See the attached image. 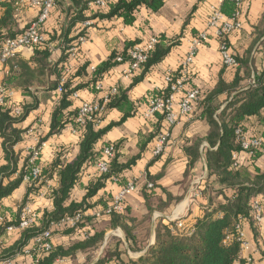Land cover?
<instances>
[{"label":"crops","instance_id":"obj_1","mask_svg":"<svg viewBox=\"0 0 264 264\" xmlns=\"http://www.w3.org/2000/svg\"><path fill=\"white\" fill-rule=\"evenodd\" d=\"M10 0H0V5ZM30 1V0H22ZM118 1V0H113ZM223 0H166L164 7L157 13L141 8L137 14L136 23L133 26L124 25L122 20L111 19L90 20V26L84 28V23H78L72 30L70 38L78 36L85 29L86 43H84L72 65L80 68L88 65L87 72L91 74L96 69L106 63L112 54L118 56L124 55L135 42L141 43L147 41L150 37H165L166 41L171 45L178 42L172 47L168 56L159 64L150 68L145 74L144 69L133 74L129 73L130 65L128 62L117 64L108 72L104 73L100 82V90H89L85 88L78 92V98L74 100L73 109H78L83 102L102 101L108 93L113 89H119L121 92H127L128 106H125L127 112L131 111L132 116L121 125L114 126L96 145L99 151L109 144H116L119 147V162L126 164L137 159L135 165L121 177L123 183L138 182L139 190L127 198L126 208H128V217L132 221H128L127 225L132 228L133 234L139 243L146 244V248L139 253H132L129 249L127 239H123V244L128 249V257L131 260H137L142 257L149 246L154 244L156 228L159 219L165 222H175L180 219L194 218L199 214V210L208 206L210 191L218 190L221 187L216 182L215 177L209 179V170L206 161L207 150L210 146L207 137L210 133L208 122L202 118L203 110L199 108L189 116H182L178 123L170 130V138L165 152L155 157L153 151L157 142L158 129L165 127V122L159 123L156 117H146L148 101L151 94H157L166 91L168 84L166 76L169 73H177L181 69L184 59L191 51L192 43L201 34L207 35L205 42L196 52L194 63L190 67V85L201 93V101H203L210 93H212L220 79L226 83H231L234 79L235 68L225 67L220 53V43L216 37L215 30L209 27V16L212 13V7L221 9L225 3ZM69 10V11H68ZM74 6L71 2L65 1L63 7H56L50 19L44 26V32L50 39L56 36L55 40L49 45L52 51L50 62L61 61L63 56L62 49L63 39L60 38L62 31L66 30L69 25V14L73 13ZM4 9L0 7V14ZM38 10L33 8H24L19 11L16 16L18 29H22L31 24L38 16ZM264 0H245L242 8L241 23L242 29L234 31L227 39L232 54L237 58L246 57L251 52L250 65L251 71L249 79H246L243 86H250V82L254 80L255 73L264 69V55L261 53L260 45L264 41V37L260 40V36L264 33ZM261 49V50H260ZM33 56V52L24 49L19 61H29ZM31 67L33 65H30ZM242 73V71H241ZM12 72L9 64H0V83H7V79L12 78ZM144 75V76H142ZM55 81V77L49 78L46 85L35 83L30 87L31 96H24L22 89L14 85L13 95L11 97L12 105L23 106L38 102V107L30 111L25 119L15 125L16 128L27 131L23 136V141L18 144L14 151L20 157V167L27 158V150L34 145L36 137L44 138L51 124V115L58 104L59 95L57 91H50L49 85ZM87 79L76 78L74 86L85 84ZM189 86L184 89L188 90ZM183 94V93H182ZM182 94L175 96L174 111L178 114L179 103ZM232 96L227 93L221 94L216 101L220 105L221 112L231 100ZM119 109H110L99 121L97 129H104L112 124H118L124 116V112ZM218 112V113H219ZM255 125V126H254ZM244 129L249 136L259 133L260 127L252 119L245 123ZM32 131V133H30ZM80 152V138L74 133L72 126H67L59 135L52 136L46 141V146L42 150L40 165L47 168L56 160L59 153H62V160L73 162ZM247 155L243 154L239 157L241 165L249 166ZM5 164L3 152V139L0 135V166ZM260 170H264V154L255 163ZM248 171L253 175L252 168ZM96 173L95 167H86L80 185L76 186L71 194L70 199L66 203L68 206L71 202H81L85 195L86 187ZM154 184V189L150 190L152 202L157 205L163 204L165 210L163 213L154 212L149 216L148 206L144 197L143 185L147 182ZM55 185V184H53ZM30 186L23 184L14 191V193L2 202H0V216L6 220V226L16 225L19 220L20 207L26 198ZM120 190L118 185L108 182L105 189L100 191L98 196L89 201L91 205H95L97 201L106 195H116ZM205 191L200 197H195L196 193ZM222 197L218 200L222 201ZM261 200V199H259ZM28 202L34 210L38 211L42 217L45 210L52 209L53 199L49 196L40 197L31 194ZM102 205H96L89 209L88 216H93L95 211L102 210ZM141 214V216H140ZM150 217L149 237L141 236L138 231L140 219L144 216ZM105 223L110 228V218L104 216L99 219L96 225ZM3 227L0 229V256L7 255L22 240L24 232L16 231L8 234ZM121 230L120 228H117ZM115 229V230H117ZM112 231V229H110ZM41 231V230H40ZM67 229H53L54 248L58 245H68L82 239L78 234L69 235L65 232ZM105 231V230H103ZM109 230L107 231V233ZM105 233V236L106 234ZM246 238L252 243V252L243 255V258L251 257V264H264V224L260 227L257 237L251 231L249 226L245 229ZM36 236V235H35ZM31 237L26 246L33 245L34 237ZM126 237V236H125ZM25 247V246H24ZM121 251V250H120ZM21 252V251H20ZM16 255L15 260L19 264H29L30 259L25 255ZM103 251L94 254L90 264H97L103 256ZM134 254L135 257L132 256ZM86 255L78 253L76 256V264H82ZM66 264H74L72 259H67ZM65 263V262H64ZM236 264H249L246 262Z\"/></svg>","mask_w":264,"mask_h":264},{"label":"trees","instance_id":"obj_2","mask_svg":"<svg viewBox=\"0 0 264 264\" xmlns=\"http://www.w3.org/2000/svg\"><path fill=\"white\" fill-rule=\"evenodd\" d=\"M65 1L71 2L75 10L69 14L68 28L62 31L60 35L65 46L62 49L61 61L54 63L49 61L52 55L49 44L56 39V36H51L49 39L43 31L44 42L27 49L33 52L29 61H19V53L6 63H10V69L16 75L7 79L5 84L13 90L15 89L11 85L21 88L24 96H31L30 87L35 83L46 85L49 78L54 76L55 81L49 85V90L58 92L59 87H62V93H58V104L51 115L50 130L44 138H40V141L46 142L50 137L61 134L67 126H72L80 138V152L73 162L62 160L63 154L59 153L51 166L42 168L41 180L37 182L38 186L28 189L20 209L28 203L29 195L40 196L42 193L53 199L52 209L45 210L42 217L37 211L38 223L24 231L22 240L11 253L0 256V261L15 258L31 237L49 229L53 223H58L79 212L87 213L89 209L99 204L103 206V210L106 209L115 195L109 194L101 197L95 205H91L89 201L96 198L100 191L105 189L108 182H113L120 189L128 185V183H123L121 175L130 170L137 161L134 159L126 164L120 163L119 147L116 144H109L99 151L96 150V145L107 132L114 126L125 123L132 116L131 111L127 112L125 109V106L129 104L127 92L116 89L115 94L108 93L106 97L109 103L102 116L85 126L77 124L79 108L71 110L76 99L75 95H78V92L85 88L89 90L95 88L97 92L96 87L100 84L104 73L118 63L116 62V55L112 54L106 63L96 68L91 74H88V65L86 64L80 68L74 67V70L67 74L66 67L73 60L68 50L79 37L85 36V29L76 37L70 38V35L78 23L95 19L111 20L116 18L122 20L126 26H133L141 8L157 13L164 7L166 0H118L116 2L110 0L104 10H92L89 7V4L95 0H56V7H63ZM19 2L20 0H10L0 5L4 9V12L0 14V49L4 41L22 35L37 20L36 18L31 24L18 29L16 16L20 10L24 9V7L17 5ZM237 10V5L231 2H225L220 9L221 13L228 18L233 17ZM228 36L225 37L224 42L229 47ZM262 37H264V33L259 40ZM158 40L159 43L150 54L148 61L142 66L144 74L162 62L171 52L172 47L178 44V42H174L171 45L165 37H158ZM138 44L140 43L135 42L129 50ZM260 48L264 55V41ZM129 50L122 56L127 57ZM250 56L251 52H248L246 57L242 59L234 56L237 67H235L236 73L231 83L228 84L221 78L216 89L203 101H201V93L198 91L199 98L195 110L197 111L199 108L203 110L202 118L210 126V133L207 137L210 149L206 153L209 179L215 177L216 182L221 187L218 190L210 191L213 196L209 198L208 206L201 208L199 214L194 218H189L191 213L188 218L175 222H165L164 219L160 218L154 244L150 245L146 253L139 259L123 261L121 251L118 248L122 242L116 240L115 245H108L97 264H236L247 261L246 258H243L241 243L238 241L239 231L241 229L245 232L246 227L249 226L257 237L262 225L257 224L255 220L253 204L258 201L264 208V170L255 166V163L263 156L264 149V69L255 73L254 80H252L255 82L253 85L247 86V88L243 86L242 83L249 79L251 71ZM181 76L182 67L177 73L171 74L173 82L168 85L166 91L157 94L152 93L149 101L156 98L168 99L173 94L172 84ZM76 78L87 79V81L85 84L74 86ZM190 84V80H188L186 85L189 86L188 90H197ZM188 90L183 89L182 92L185 93ZM224 93L229 96L233 95V97L228 101L226 107L219 112L220 105L216 99ZM11 101V98L7 99L5 105H0V135L3 139L5 160V164L0 166V202L9 198L24 182L27 158H25L21 168L20 157L14 149L23 141V136L27 131L18 129L15 125L23 121L30 111L38 107L37 101H34V104L23 106H14ZM16 109L21 110L20 115L15 113ZM110 109L126 112L123 113L124 116L118 124L97 129L99 121ZM165 116V114L159 113L154 117L159 120L158 124H161L165 121ZM250 119L254 121V124L257 123V127L261 128L259 133L250 137L261 139L263 146L260 149L245 151L236 133L238 130H242L246 135L244 125ZM161 130L158 129L159 132ZM109 147L113 148L114 157L108 162L107 172L100 174L96 169L94 177L84 187L86 190L84 199L79 203L71 202L66 206L72 190L80 185L85 168H96L97 164L104 159L105 149ZM243 154L248 156L249 166L241 165L239 157ZM249 168L253 169L255 175L252 176L248 171ZM148 184H152V182L147 179L142 189L146 193L144 197L149 216L153 215L154 212L163 213L165 206L163 204L156 206L150 197V190L154 189V184L152 189L148 188ZM201 194H206V192L201 191ZM219 197L223 198L222 201L218 200ZM128 216V208H126L122 214L112 213L106 217L110 218V229L120 228L125 233L132 253L142 252L147 245L138 242L132 228L127 225L128 221H132ZM98 221L99 219L94 216H85L78 226L67 229L66 234L79 233L82 239L68 245H58L51 253L44 256L39 264H57L69 258L75 262L78 253L86 255V260L91 261L105 240V233L95 229V224ZM179 224L182 226L179 227Z\"/></svg>","mask_w":264,"mask_h":264},{"label":"built area","instance_id":"obj_3","mask_svg":"<svg viewBox=\"0 0 264 264\" xmlns=\"http://www.w3.org/2000/svg\"><path fill=\"white\" fill-rule=\"evenodd\" d=\"M110 0H95L89 4L92 10L106 9L107 3ZM223 2L235 3L238 7L237 12L233 17L228 18L223 15L219 8L212 7V13L209 16V27L213 28L216 33V37L220 43V53L222 56V61L228 68L237 67V63L234 55L232 54L230 48L224 42L226 36L232 34L234 31H239L242 29L241 16L242 8L245 0H223ZM24 8H33L38 10L37 20L31 24V26L20 36L15 39H8L4 41L0 49V64H6L9 60L15 58L24 49H30L44 42L45 37L43 34L44 26L51 17L52 11L56 8V0H30L22 1L17 4ZM89 21L84 23V28L90 26ZM207 35L201 34L192 43L191 51L189 55L184 59L182 67V76L172 84L171 90L172 95L168 99L156 98L149 101L147 106L146 117L153 118L156 114H165V127L159 132L157 136V142L153 151L155 157L161 156L168 146L170 138V130L178 123V120L182 116H189L195 110V106L198 102L199 92L198 90H188L185 93L182 92L184 87L187 85L188 80H190V67L194 63L196 58V52L205 42H207ZM86 36L79 37L75 41L68 52L70 57L75 60L78 56V51L80 47L86 43ZM159 43L158 37H150L147 41L142 42L135 46L133 49L129 50L127 57L118 56L116 62L126 63L130 65L129 73L133 74L142 69V66L148 61L150 54L154 51L156 45ZM74 70L72 62L66 67V73L70 74ZM95 71V69H92ZM173 82L171 73L166 76V83L169 85ZM255 82L251 81L250 85ZM97 90L101 89V86L96 87ZM58 93H62V87H59ZM112 94L116 93V89L111 91ZM182 94L179 103L178 114L174 111L175 96L177 94ZM13 95V89L8 87L5 83H0V105H5L6 100L10 99ZM78 98V95H75ZM109 103L107 97L102 101L94 102H83L79 107L77 124L80 126H85L89 122H94L102 116L105 112L106 106ZM15 113L17 115L21 114L20 109H16ZM74 130V129H73ZM32 133V131H30ZM74 133L76 131L74 130ZM238 139L242 143V147L245 151L250 149H260L263 146L261 139L250 137L248 134L242 130L237 131ZM46 146V142H41L38 137L34 139V145L27 150V168L24 175V182L30 187H37V182L41 180L42 167L40 165V159L42 150ZM264 154V149H263ZM114 157V150L112 147L106 148L104 151V159L101 160L96 169L100 174L106 173L108 170V162ZM140 188L138 182H130L125 187H122L119 192L114 196L110 205L106 209L95 211L93 216L96 219H100L104 216H109L112 213L122 214L126 209L127 198L136 193ZM148 188L152 189L153 184H148ZM201 193L197 192L195 197H200ZM45 193L40 194V197H44ZM253 214L257 224H264V208L256 201L253 204ZM88 216L87 213L79 212L74 216L66 217L58 223H53L49 229L37 234L33 239L32 246H26L22 248L20 254L25 255L30 259L29 264H39L44 256L51 253L54 249L53 244V229H69L75 228L83 220L84 217ZM39 215L36 210L33 209L31 203H26L20 209L19 220L16 225L6 226V220L3 216H0V229L5 227L8 234H13L16 231L24 232L38 223ZM182 224H179L181 227ZM241 243L242 254L247 255L252 252V243L246 238V233L240 229L239 239ZM247 262L252 263V258L247 256ZM0 264H19L15 258L1 260Z\"/></svg>","mask_w":264,"mask_h":264},{"label":"rangeland","instance_id":"obj_4","mask_svg":"<svg viewBox=\"0 0 264 264\" xmlns=\"http://www.w3.org/2000/svg\"><path fill=\"white\" fill-rule=\"evenodd\" d=\"M140 216H141V214H140ZM151 218H152V215H151ZM151 218L147 217V215L144 216L143 218L140 219V222H139V224L137 226L138 227V231L141 232L140 235L144 236V238L145 237H147V238L149 237L150 223H151L150 219ZM95 229H97L99 231H102L104 233H107V231L109 230V232L105 236V240H104V243H103V245L101 247V251L104 252L105 250H107L108 245H110V244L115 245V241L119 240L120 242H122V244L118 245V248L121 250V254H122L121 255V259L123 261H125V262H128L129 260H131L128 257V255H127L128 249L126 250V248H125V246L123 244V239H126V237H125V233L122 230H118L117 229V230H112L111 231L110 228L108 227V225H106L105 223H102L100 225H98V224L96 225L95 224ZM103 230H105V231H103ZM132 256L135 257L134 254H132ZM80 258H82V260H83L82 264H84L85 263V258H83V256H80ZM93 258H94V256H93ZM66 262L67 261H60L57 264H66ZM90 263H91V261H87L86 264H90ZM74 264H76V263L74 262Z\"/></svg>","mask_w":264,"mask_h":264}]
</instances>
